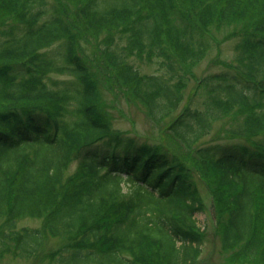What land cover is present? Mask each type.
<instances>
[{
    "label": "trees",
    "instance_id": "16d2710c",
    "mask_svg": "<svg viewBox=\"0 0 264 264\" xmlns=\"http://www.w3.org/2000/svg\"><path fill=\"white\" fill-rule=\"evenodd\" d=\"M231 39L234 64L216 56L201 106L181 110L195 68ZM100 77L172 118L187 156L115 129ZM228 116L231 142L207 141ZM198 181L231 262L264 264V0H0V256H36L52 236L55 264H196Z\"/></svg>",
    "mask_w": 264,
    "mask_h": 264
},
{
    "label": "rangeland",
    "instance_id": "374dc122",
    "mask_svg": "<svg viewBox=\"0 0 264 264\" xmlns=\"http://www.w3.org/2000/svg\"><path fill=\"white\" fill-rule=\"evenodd\" d=\"M228 31L229 30H224L217 35V37L222 39L224 34ZM91 39L90 43L83 42L82 49L87 52L86 55L89 59L95 60L96 49L93 48L95 39L94 37H91ZM236 43L237 40L231 39L222 42L220 47L215 45L210 51L209 56L195 68L194 76L188 83L185 91V100L182 104L181 110L186 104H191L192 107L201 106L203 102V96L200 94L202 89L200 90V88H198L201 78L209 73L218 72L223 69L221 63L220 65H215L213 63L212 60L216 56L222 60L221 62H233L234 64L236 58ZM117 44L118 46H122L124 41L119 39ZM132 62L142 74H159L157 61L151 63L148 61L133 59ZM52 76L57 79L68 78L56 75ZM99 85L102 106L110 117L111 123L115 129L134 137L139 143L162 145L171 151L187 156L188 150L177 144L167 130L168 124L172 118L158 122L154 121L149 116L143 103L134 100L133 97L124 93L120 88L114 86L107 79L102 80L100 77ZM236 123V119H233L232 116L216 121L213 132L206 138V140L231 142L228 129L233 127ZM197 188L201 200L203 201V211L196 214V219L199 225L206 227V233L204 234L202 252L196 264H233L231 262V251L223 249L219 238L220 235L218 233V224L214 215L212 196L202 182L198 181ZM40 225V220L34 219H24L18 222V228L39 227ZM62 243L63 241L61 239L48 236L36 256L25 257L23 255L16 256L13 255V253H7L0 256V264H55V261L52 262L50 260L48 254L57 249ZM7 245H13V242H7ZM3 248L4 247H2V249ZM71 260L72 257L69 255L68 264H75ZM73 260H75V257H73Z\"/></svg>",
    "mask_w": 264,
    "mask_h": 264
}]
</instances>
